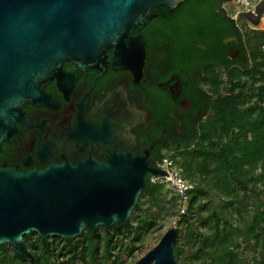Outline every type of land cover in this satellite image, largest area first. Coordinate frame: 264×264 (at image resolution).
I'll return each mask as SVG.
<instances>
[{"label":"flooded vegetation","instance_id":"obj_1","mask_svg":"<svg viewBox=\"0 0 264 264\" xmlns=\"http://www.w3.org/2000/svg\"><path fill=\"white\" fill-rule=\"evenodd\" d=\"M202 1L151 10L152 18L132 33L144 40L140 68L133 52L130 68L115 67V49L93 66L65 62L40 85V98L22 106L0 147V168L108 163L119 153L156 168L166 153L198 143L215 105L232 96L231 86L244 83L253 65L239 37V22L247 21L226 13L220 0Z\"/></svg>","mask_w":264,"mask_h":264},{"label":"water","instance_id":"obj_2","mask_svg":"<svg viewBox=\"0 0 264 264\" xmlns=\"http://www.w3.org/2000/svg\"><path fill=\"white\" fill-rule=\"evenodd\" d=\"M184 1L0 0V147L13 135L22 106L40 98V85L65 62L93 66L108 61L109 50L115 49V67L130 68L133 52L140 68L144 40L132 36L134 29L152 18L153 8L174 10ZM238 17L259 30L264 0ZM149 175L164 173L147 159L125 153L108 163L65 161L27 172L0 168V245H9L35 264L24 244L33 232L42 241H74L86 231L125 224ZM178 237L177 228L169 229L136 264H178Z\"/></svg>","mask_w":264,"mask_h":264},{"label":"trees","instance_id":"obj_3","mask_svg":"<svg viewBox=\"0 0 264 264\" xmlns=\"http://www.w3.org/2000/svg\"><path fill=\"white\" fill-rule=\"evenodd\" d=\"M207 1L212 0L202 2ZM239 37L245 38L253 64L244 83H234L232 96L215 105L213 118L199 130L198 143L164 156L180 166L191 186L187 212L178 221V264H264V31ZM150 180L125 224L86 231L76 241H42L34 232L25 236L35 264L61 259H69L62 264H76L90 257L92 264H125L122 256L144 244L160 221L179 216L178 196ZM0 264L31 262L4 244Z\"/></svg>","mask_w":264,"mask_h":264},{"label":"rangeland","instance_id":"obj_4","mask_svg":"<svg viewBox=\"0 0 264 264\" xmlns=\"http://www.w3.org/2000/svg\"><path fill=\"white\" fill-rule=\"evenodd\" d=\"M261 0H252L250 9H245L243 6H238L235 3H226L225 4V9L226 13H228L230 16L237 17L240 13L248 12L251 9H254L255 6L260 2ZM240 27L243 29L244 33L249 32L250 30H253L247 25L246 23L239 22ZM257 31H264V18L263 22L261 23L259 30ZM173 195H170L169 198H171ZM217 200V199H216ZM178 218L170 219L166 218L165 220L160 221L159 225L157 228L148 236L144 244H136V250H134L131 255L125 254L122 256L123 261H125V264H132L133 261H136V263L143 258L149 251H151L154 247H156L162 237L165 235V233L175 227L179 229V224H178ZM180 235V234H179ZM77 240V239H76ZM75 240V241H76ZM126 243L129 242V239L125 240ZM65 261L69 259H64ZM64 260H59L57 262L58 264H62ZM76 264H92V257L86 260V262H77Z\"/></svg>","mask_w":264,"mask_h":264},{"label":"built area","instance_id":"obj_5","mask_svg":"<svg viewBox=\"0 0 264 264\" xmlns=\"http://www.w3.org/2000/svg\"><path fill=\"white\" fill-rule=\"evenodd\" d=\"M252 0H232L231 3H235L238 6H243L245 9H250ZM156 168L163 172L164 175L152 176L151 185H158L169 190L172 194L178 196V203L181 205L178 221L187 212L188 207V191L191 186L181 175L180 166L169 157L164 158ZM177 221V222H178Z\"/></svg>","mask_w":264,"mask_h":264}]
</instances>
